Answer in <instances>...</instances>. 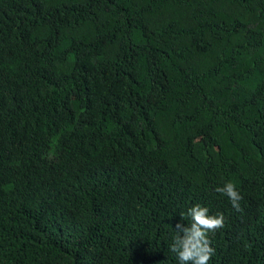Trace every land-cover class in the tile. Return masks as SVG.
<instances>
[{
	"label": "trees",
	"instance_id": "trees-1",
	"mask_svg": "<svg viewBox=\"0 0 264 264\" xmlns=\"http://www.w3.org/2000/svg\"><path fill=\"white\" fill-rule=\"evenodd\" d=\"M196 204L264 264V0H0V264H179Z\"/></svg>",
	"mask_w": 264,
	"mask_h": 264
},
{
	"label": "clouds",
	"instance_id": "clouds-1",
	"mask_svg": "<svg viewBox=\"0 0 264 264\" xmlns=\"http://www.w3.org/2000/svg\"><path fill=\"white\" fill-rule=\"evenodd\" d=\"M215 191L226 195L236 211H242L239 202L243 196L232 181H226ZM186 216L190 223H177L169 252L175 253L179 264H209L215 252L210 236L224 227L225 217L223 213L209 214V209L200 204L189 208ZM181 217L184 219V214Z\"/></svg>",
	"mask_w": 264,
	"mask_h": 264
}]
</instances>
